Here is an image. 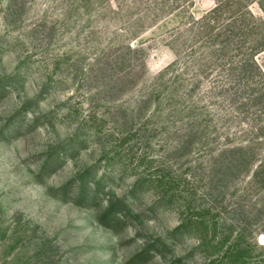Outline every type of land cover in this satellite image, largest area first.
I'll list each match as a JSON object with an SVG mask.
<instances>
[{"label":"rangeland","instance_id":"1","mask_svg":"<svg viewBox=\"0 0 264 264\" xmlns=\"http://www.w3.org/2000/svg\"><path fill=\"white\" fill-rule=\"evenodd\" d=\"M239 1L0 0V264H264V109L201 23Z\"/></svg>","mask_w":264,"mask_h":264},{"label":"trees","instance_id":"2","mask_svg":"<svg viewBox=\"0 0 264 264\" xmlns=\"http://www.w3.org/2000/svg\"><path fill=\"white\" fill-rule=\"evenodd\" d=\"M234 2L240 3L239 0H234ZM263 2L264 0L257 2L262 17H256L247 10V12L242 13L238 20L237 18L231 19L223 21L220 25L216 23V25L214 18L217 12L216 7L201 23L209 40L208 52L210 57H216L217 61L229 60L226 70L232 74L235 73L234 85L244 79L245 82L241 83H243L244 95L248 103L264 109V71L255 61V56L264 51ZM255 79H258L259 83L254 84Z\"/></svg>","mask_w":264,"mask_h":264}]
</instances>
